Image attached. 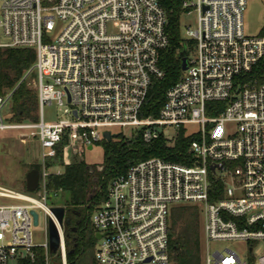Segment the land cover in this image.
Wrapping results in <instances>:
<instances>
[{"label": "built area", "instance_id": "obj_1", "mask_svg": "<svg viewBox=\"0 0 264 264\" xmlns=\"http://www.w3.org/2000/svg\"><path fill=\"white\" fill-rule=\"evenodd\" d=\"M246 0H182L195 13L186 68L168 86L157 116L140 117L152 79H160V53L169 44L166 12L157 0H0L1 47L30 48L37 92L36 121L14 122L5 114L10 92L0 95V132L16 131L35 141L38 185L18 192L0 184V264L49 256L47 225L60 237L57 252L66 264L63 226L46 205L59 191L47 189L51 173L85 148L102 141L103 131L131 128L145 143L189 136L190 163L151 157L129 167L109 184L89 220L99 264H169L167 227L173 204L198 206L205 264H264L254 246L264 242V71L249 76L264 57V36L244 33ZM54 106L52 119L44 107ZM188 126H193L187 131ZM167 128L175 130L174 135ZM114 135V134H112ZM215 199H209L213 184ZM219 195V196H218ZM41 210L45 242L32 237L31 211ZM38 219V215H37ZM239 240L247 258L207 243Z\"/></svg>", "mask_w": 264, "mask_h": 264}, {"label": "trees", "instance_id": "obj_2", "mask_svg": "<svg viewBox=\"0 0 264 264\" xmlns=\"http://www.w3.org/2000/svg\"><path fill=\"white\" fill-rule=\"evenodd\" d=\"M166 12V33L168 46L160 53L159 67L164 71L160 79H152L142 107L140 117L157 116L162 107L164 94L168 86L176 83L181 75V57L187 55L185 45H193L180 36L179 15L182 11V0H157ZM257 36H264V24ZM34 51L30 48H0V95L10 92L9 119L14 122L36 121L37 92L34 89V76L29 72L34 63ZM251 74L261 82L264 71V57L253 67ZM264 78V76H263ZM175 141L169 142L163 136L145 143L138 131L130 137L116 135L110 141L102 139V163L98 166L88 164L83 159L73 157L70 163L63 164L60 149L57 152L60 173H51L48 177L47 189L50 192L61 190L67 194L64 208L67 211L79 212V224L72 220L69 226H63L65 238L66 264H99L95 259L94 247L96 238L93 236L91 221L94 209L104 200L108 184L119 175L125 174L135 163L160 157L181 164L190 163L187 152L191 140L189 136L177 135ZM37 164L34 168H37ZM222 187L221 183L213 184L209 199L213 200L214 189ZM219 196V195H218ZM200 222L198 206L193 204L172 206L169 213L168 252L175 264H199L200 261ZM75 226V230L72 227ZM47 264H61L58 252L48 253ZM19 264H46L43 248L36 250V258L31 261L22 259Z\"/></svg>", "mask_w": 264, "mask_h": 264}, {"label": "rangeland", "instance_id": "obj_3", "mask_svg": "<svg viewBox=\"0 0 264 264\" xmlns=\"http://www.w3.org/2000/svg\"><path fill=\"white\" fill-rule=\"evenodd\" d=\"M246 6L243 12L244 20V33L247 36H257L261 26L264 24V0H246ZM195 13L186 14L181 11L179 15V30L180 36L185 37V28L191 27L195 28ZM4 41V37L0 33V43ZM34 82V79H33ZM8 105L5 107V114L9 113ZM46 119H52L55 114L56 107L54 104L52 106L44 107ZM193 126H188V130H192ZM167 133L169 135H174L175 130L172 128H167ZM131 128H113L111 130L112 138H115L116 135L122 134L125 137H128L130 134ZM178 137V136H177ZM175 136L174 141L177 139ZM38 149L35 141H29L23 143L20 141V136L16 131H4L0 132V184L4 187H8L12 190L18 192H27L25 190V175L28 170L34 168L39 159ZM78 159H83L88 164L98 166L102 163V146L101 144H93L91 148H85L84 151L77 156ZM67 199V194L63 191H59L55 196H52L51 199L46 201V205L50 208L55 206L64 207L65 200ZM6 200L0 199V204H4ZM182 205V204H173L172 206ZM38 224L32 227V237L34 243L40 245L45 242V221L44 214L41 210H37ZM201 216V215H200ZM202 216L200 222V261L199 264H205V254L206 249H204V241L202 239ZM94 236V233H93ZM97 242V240H96ZM95 242V245H96ZM254 255L257 257L264 253V242L258 241L254 246ZM207 248L210 256H212L214 251H224L225 248L232 250L237 253L241 258H247V244L239 240H219V241H209L207 243ZM8 264H15V261L9 260ZM169 264H175V261L171 258ZM212 264V263H211Z\"/></svg>", "mask_w": 264, "mask_h": 264}, {"label": "water", "instance_id": "obj_4", "mask_svg": "<svg viewBox=\"0 0 264 264\" xmlns=\"http://www.w3.org/2000/svg\"><path fill=\"white\" fill-rule=\"evenodd\" d=\"M186 68V54H183L181 57V63H180V69L183 70ZM103 138H105L107 141H110L112 139V134L109 131H103L102 133ZM91 148V147H89ZM25 190L27 191H35L38 185V174L36 168H32L25 172ZM51 213L53 214L55 220L58 222L60 226H69L70 225V219L69 217H64L65 208L62 206H55L50 209ZM33 218L34 225H37V213L35 211L30 212ZM73 230H75V226L72 227ZM95 238H100L98 234L94 235ZM47 238H48V248L49 252H57V248L59 246L60 237L58 234V229L50 218L48 219V225H47ZM65 242V238H64Z\"/></svg>", "mask_w": 264, "mask_h": 264}, {"label": "flooded vegetation", "instance_id": "obj_5", "mask_svg": "<svg viewBox=\"0 0 264 264\" xmlns=\"http://www.w3.org/2000/svg\"><path fill=\"white\" fill-rule=\"evenodd\" d=\"M78 215H79V212L74 211V210H72V211L65 210V213H64V217H69L71 222H72V220H74L76 223L79 224L80 220H79V218H76V217H78ZM71 222H70V224H71Z\"/></svg>", "mask_w": 264, "mask_h": 264}]
</instances>
